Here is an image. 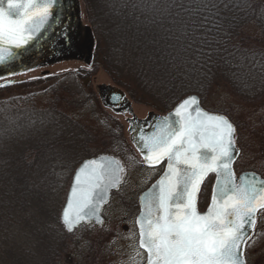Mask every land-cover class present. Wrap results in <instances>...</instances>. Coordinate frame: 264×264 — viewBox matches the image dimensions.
<instances>
[{
  "label": "trees",
  "instance_id": "16d2710c",
  "mask_svg": "<svg viewBox=\"0 0 264 264\" xmlns=\"http://www.w3.org/2000/svg\"><path fill=\"white\" fill-rule=\"evenodd\" d=\"M82 3L95 37L92 67L73 72L71 79H90L101 68L132 100L161 110L193 93L203 101L220 86L229 88L243 101H264V59L260 56L264 52V1L228 0L229 8L223 12L228 18L226 27L232 26L231 44L257 53L239 78L233 75L235 69L223 61L217 60L210 71L190 61L181 51L182 41L175 38L179 32L168 31L172 27L168 21L177 12L184 18L189 15L177 5L195 7L194 0ZM165 9L172 15H162ZM249 25H256L260 34L246 33ZM30 83L25 81L18 87L31 89ZM57 85L55 82L51 87L53 92H58ZM29 98L30 93L0 98V255L2 260H11L3 264H38L36 248L40 246L42 264H63L72 233L61 226L57 215L50 213L47 203L58 194L66 195L74 170H64L83 156L84 152L77 151L84 149L80 144L84 137L54 106L48 108L54 113L44 115V119L40 115L43 110L23 106L21 103ZM38 207L40 212H34Z\"/></svg>",
  "mask_w": 264,
  "mask_h": 264
},
{
  "label": "snow or ice",
  "instance_id": "6c2138e0",
  "mask_svg": "<svg viewBox=\"0 0 264 264\" xmlns=\"http://www.w3.org/2000/svg\"><path fill=\"white\" fill-rule=\"evenodd\" d=\"M194 2L195 7L177 5L189 15L184 18L177 12L168 21L172 25L168 31L179 32L175 38L182 41L181 51L190 61L208 71L217 60L223 61L239 78L257 53L231 44L232 26L226 27L228 18L223 14L228 0ZM55 3L0 0V45H26L47 23ZM162 15L172 14L165 9ZM260 56L264 59V52ZM4 59L0 54V63ZM156 129L141 137L149 165L167 160L163 178L142 198L140 244L149 253L148 264H246L243 251L250 238L246 225L254 228L255 213L264 209V181L245 176L237 183L232 167L238 151L235 125L223 114L203 110L199 97L192 95L163 117ZM123 172L120 162L108 157L89 160L78 170L63 213L69 231L80 221L99 218L100 205L111 188L119 187ZM210 173L217 175L215 191L208 210L201 213L197 196Z\"/></svg>",
  "mask_w": 264,
  "mask_h": 264
},
{
  "label": "rangeland",
  "instance_id": "374dc122",
  "mask_svg": "<svg viewBox=\"0 0 264 264\" xmlns=\"http://www.w3.org/2000/svg\"><path fill=\"white\" fill-rule=\"evenodd\" d=\"M79 1L82 24L89 25V20H87L83 10L82 0ZM259 31L256 25H249L248 28H245L246 33L255 36L260 34ZM91 65L92 63L87 64L85 61L71 58L50 65H43L19 76L24 81H31V89H24V86H14L4 88V92H0V98L3 99L30 93L28 101L21 104L43 110L40 114L42 119H44V115L54 113L48 109L51 106L64 113L65 117L70 118L69 121L74 123V128L79 130L84 137L80 140L81 147L84 149L77 151V154L84 153L77 163L67 164L68 166L64 171H68L71 167L74 170L83 159L99 153L112 155L122 153L119 144L113 143L115 136L119 135L115 132L116 129L119 130L118 124L122 126L123 136L129 142L128 123L125 121L127 115H118L102 105L96 91V85H116L110 76L101 68H97L90 79L74 78L73 80L69 76L80 69H91ZM37 79L40 80L37 81ZM55 82L58 83L55 87L58 92H53L54 90L51 89ZM74 98L75 100H73ZM128 100L131 101L132 110L138 118L146 117L151 110L155 111L148 104L138 103L132 98ZM75 102H79V104ZM203 105L209 110L227 114L233 121L236 127V146L241 151L235 166L237 172L255 170L264 176V101H243L234 95L229 88L220 86L205 97ZM65 120L67 119L65 118ZM127 176L129 179L128 193L131 194V198H136L134 186H144L150 175L144 169L132 165L128 167ZM126 192L125 190L124 193ZM129 194L127 197H130ZM58 195V197L52 198L47 205L50 213L54 217L57 215L56 217L61 224L59 216L65 196L63 193ZM122 200L123 198L119 194L112 198L110 205L103 214L108 219L103 226L81 225L72 233L71 239L67 241L69 248L65 250L62 256L63 264H144V254L136 244L132 210H128ZM38 209L34 212H40V207ZM257 217L254 234L248 240L247 248H245L248 264H264V212ZM61 226L63 225L61 224ZM36 242L39 244L40 241L37 239ZM39 248L40 246L36 248L38 254L36 259L38 264H42L43 258ZM0 258L2 260V255ZM10 261L9 258L5 260L3 258L1 263Z\"/></svg>",
  "mask_w": 264,
  "mask_h": 264
},
{
  "label": "flooded vegetation",
  "instance_id": "af4514ba",
  "mask_svg": "<svg viewBox=\"0 0 264 264\" xmlns=\"http://www.w3.org/2000/svg\"><path fill=\"white\" fill-rule=\"evenodd\" d=\"M65 2H66L65 0H56L54 7L55 8L57 7L56 10L58 9L59 5L62 6V8L66 7V6L68 7V5L70 7V2H68V4ZM56 10H54V11L51 10V15H50L47 23L45 25H43L42 28H40L38 30V34L33 38V40L31 41V43L29 44L28 47H26V45H23L22 47H19V48L15 47V46L11 47L10 45H1L0 46V54H2L5 57L3 63H0V84L7 82V81H13L12 84L7 85L5 87L3 86L4 88H10V87L12 88L14 86H18L21 83H24L25 81L23 80V78L19 77L23 73L34 70L36 68H40L43 65L45 66V65H50V64L56 63V62L64 61V60H54V61L50 60L48 62L46 61L43 64L39 63L37 65H34L28 69L25 68L26 67L25 63H26V58H27V54H26L27 50H30L32 47L36 46L35 42L37 40L41 39L43 32L45 33L44 34L45 37L48 36L49 38L52 37L54 39V41H53L54 45L50 47V53L47 54L46 57H48L50 59H54L53 57H56L55 55H57L58 52L66 51L65 49L62 48L63 44H58V41H60V40L63 41L64 36L66 34H73L74 33L75 29H73V26H74L75 22L73 20L74 18L71 17V14L68 10L65 11V14L61 11L60 15L58 14L57 16L55 15L57 13ZM58 17H59V19L61 17V20L63 21V24L61 26H60V23L62 21L60 20V22H59L56 19ZM59 27H63V29L66 28L67 32H65V34H63V35L60 34L61 36L58 35L59 33H55V32H58ZM83 29L84 28H82L80 41H83V39L85 37ZM70 30H72L73 32ZM46 31H48V32H46ZM59 36H60V38H59ZM74 40H75V37L69 36V42L74 43L75 42ZM73 43H71V44H73ZM71 44H70V46H71ZM86 45H87V43H86ZM86 45H85V47H86ZM76 48H74V50L72 48V50H70V51L76 52V53L80 52L82 54L85 52L84 47H82V48L76 47ZM9 50L11 51V55H9ZM78 60L84 62V59H78ZM85 63H87V62L85 61ZM3 87H0V88H3ZM96 89H97L96 91L98 92L97 94H98V97H99L102 105L111 109V111L115 112L118 115H127V117L125 118V121L128 123V134H129V142H127L123 136L124 134L122 131L123 130L122 126L118 124L119 130L116 129L115 132H116V134H119V135L115 136V138L113 139V143L119 144L120 152H122V153H119L117 155L113 154V156L121 163V165L124 168V172L121 174L122 175V181H121L119 187H117L111 191L110 200L104 206L102 213L104 214L105 209L110 205L112 198L116 194H119L120 196H122V198H123L122 203L124 205L126 204V207H128V210H132V213H133V223L135 226L134 232L136 234V240H137L136 244H138L140 235H139V227H138V224L136 222H137L138 216L140 214L139 212H141L140 197H141V195L144 194L145 191H148L149 189H151L153 187V185L158 180H161L163 178L166 170H167V160L166 159L163 162H161L160 164H157L155 166L149 165L145 161L144 155L147 154V151L146 150L144 152L141 151V147L143 144V140L141 139V137L151 135L153 132H155L157 130L156 125L160 123V120L164 116H166L168 114V112H170L173 109V107H175V105L180 100L178 102H176L172 107H170L166 110H161V109H158V108H155L154 106H152V109H155V111L151 110L148 112L146 117H139L138 118L137 114L134 113V111L132 110L133 109L132 105H131V109H127V105L120 103L121 101H114V100H112V102H109L110 105L105 104L104 99L101 96L100 91H99L100 90L99 85H96ZM128 99H130V98H128ZM200 103L203 107H205L203 105V101H200ZM145 120H148V121L143 122ZM236 145H237V142H236ZM236 147L239 150V156L236 159V161L234 162V164L232 165V167H233V171L235 173V178L237 180V183L241 182L239 180L238 176H240L243 172H246V171L255 172L258 174V176H260L261 178L264 179V176H262L261 173L255 171V170H243L241 172H237V169L235 166H236L237 160L240 157L241 151H240L238 146H236ZM95 156H97V155H95ZM132 165L135 167L138 166V167L144 169L150 175L147 183L144 186L143 185L139 186V187H138V185L134 186L136 198H131V194L128 193L129 192L128 191V189H129L128 188V185H129L128 180L129 179L127 176L128 175V167H131ZM75 169L72 172V174H70L71 177H70V181L68 184L67 192L70 188V184H71ZM216 177H217V175L215 173H210L205 178L204 183L200 186V192L198 193V196H197V208L201 213H205L211 204V199H212V196H213L214 191H215L214 187H215V184L217 181ZM131 184H132V182H131ZM125 190L127 191L126 193H124ZM136 192H137V194H136ZM128 194L130 195V197H127ZM66 195H67V193H66ZM262 212H264V209H260L256 212V222H255L254 227H256V224H257V219H258L257 216H259ZM107 220L108 219L105 216V221L103 222V224H105L107 222ZM103 224H96L94 222H86V223H83L81 225L103 226ZM254 231H255V228H253V232H252L250 237H252V235L254 234ZM248 240H247V242H248ZM138 247L141 250L142 254H144V257H145L144 264H146V263L148 264V254H147L148 252H146L143 248H141L139 244H138ZM245 248H247V246ZM245 248L243 251V255H244V259L246 260L247 258L245 256V254H246ZM246 263H247V260H246Z\"/></svg>",
  "mask_w": 264,
  "mask_h": 264
},
{
  "label": "water",
  "instance_id": "95a60500",
  "mask_svg": "<svg viewBox=\"0 0 264 264\" xmlns=\"http://www.w3.org/2000/svg\"><path fill=\"white\" fill-rule=\"evenodd\" d=\"M66 2L65 3H67L68 4V2H70V7H69V5H68V7L66 6V7H63L62 8V6H60L59 5V7H58V9L56 10V8L53 6V8L51 9L52 11H54V10H56L57 11V13L55 14L56 16L59 14L60 15V13H61V11L65 14V11L66 10H68L69 12H70V14H71V17H73L74 19V22H75V24H74V26H73V29H75L74 30V33L73 34H66L65 36H64V40L62 41V40H60V41H58V44H63L62 45V48L63 49H65L66 51H63V52H58L57 53V55H55L56 57H53L54 59H50V58H48V57H46L47 56V54H49L50 53V47L51 46H53L54 44H53V41H54V39L51 37V38H49L48 36L47 37H45L44 36V32L42 33L43 35L41 36V39L40 40H37L35 43H36V46L35 47H32L30 50H27V58H26V69H28V68H30V67H32V66H34V65H37V64H43V63H45L46 61L48 62V61H50V60H64V59H84V61H86L87 62V64H90L91 63V61L90 60H92V58H93V48H94V43H95V38H94V35H93V31L91 30V27L89 26V25H86V26H84L83 27V25H82V16H81V5H80V1L79 0H65ZM50 10V11H51ZM59 22H60V20H61V17H60V19H59V17L58 18H56ZM62 21V20H61ZM63 24V21L60 23V26ZM82 28H84L83 30H84V34H85V37H84V39H83V41H80L81 40V32H82ZM70 31H72V30H70ZM46 32H48V31H46ZM65 32H67L66 31V28H64L63 29V27H59V29H58V32H55V33H59L58 35H63V34H65ZM73 32V31H72ZM38 34V31L37 32H35L34 34H33V38L36 36ZM60 35V36H61ZM60 36H59V38H60ZM69 36L70 37H75V42L73 43V42H69ZM33 38L31 39V40H29L28 41V43L26 44V47H28L29 46V44L31 43V41L33 40ZM58 38V39H59ZM71 43H73V44H71ZM86 43H87V45H86ZM70 44H71V46H70ZM85 45H86V47H85ZM1 46V45H0ZM11 47H14V45H10ZM76 47H78V48H82V47H84L85 48V52L82 54V53H80V52H71L70 50H72V48H73V50H74V48H76ZM77 49V48H76ZM13 83V81H7V82H4V83H2V84H0V86H7V85H10V84H12ZM99 91H100V94H101V96L103 97V99H104V102H105V104H108V105H110V103L109 102H112V100H114V101H121L120 103H123V104H125V105H127V109H131V102L128 100V98L126 97V94H125V92L123 91V90H121L119 87H117L116 88V86H112V85H107V84H100L99 85ZM192 95H196V96H198L197 94H190V95H188V96H192ZM188 96H185L184 98H182L176 105H175V107H173V109L170 111V112H168V114L166 115V116H164V117H167V116H169V114L170 113H173L174 112V110H175V108L177 107V105L182 101V100H184L185 98H187ZM199 97V99H200V96H198ZM130 107V108H129ZM200 107L203 109V110H205V111H208V110H206V109H204L203 107H202V105H201V103H200ZM209 113H210V111H208ZM210 114H222V113H219V112H211ZM224 115V114H223ZM146 121H148V120H145V121H143V122H146ZM236 145V144H235ZM236 147V146H235ZM236 149L238 150V148L236 147ZM146 155V154H145ZM145 155H144V157H145ZM238 156H239V150L236 152V153H234V162L236 161V159L238 158ZM101 157H108V158H114L115 160H117L114 156H112V155H109V154H102V155H100L99 154V156H97V157H92V158H87V159H85V160H83L81 163H79V166L76 168V170H75V172H74V174H73V178H72V181H71V184H70V188H69V190H68V193H67V195H66V200H65V203H64V205H62L63 207H62V209H61V214H60V220H61V222L63 223V227L65 228V230L67 231V232H74V230L81 224V223H86V222H94V223H96V224H103V222L105 221V217L102 215V211H103V208H104V206L106 205V203H108L109 202V200H110V193H111V191L113 190V189H115V188H111L110 190H109V192H108V195H107V198H106V200H105V202L104 203H102L101 205H100V207H99V210H98V217L99 218H97L96 216H93V217H91V218H89V219H86V220H83V221H80L74 228H73V230L72 231H69L68 230V228H67V226L65 225V223H64V221H63V213H64V211L66 210V208H67V204L69 203V201L71 200V191H72V188H73V186H74V183H75V180H74V178H75V176L78 174V170L87 162V161H89V160H93V159H99V158H101ZM118 161V160H117ZM146 161V160H145ZM234 162H233V164H234ZM121 164V163H120ZM122 174V173H121ZM245 176H247L249 179H255L256 181H264V179L263 178H261L260 176H258V174L257 173H255V172H252V171H246V172H243L240 176H238L239 177V180L240 181H242V178L243 177H245ZM217 178V177H216ZM160 180H158L154 185H157L158 184V182H159ZM153 185V186H154ZM215 186H216V184H215ZM117 188V187H116ZM215 188V187H214ZM151 189H153V187L151 188ZM151 189H149V190H151ZM149 190L148 191H145L144 192V194L143 195H141V197H140V203H141V212H139L140 214H139V216H138V220H137V224H138V227H139V235H140V224H139V220H140V217L142 216V214L144 213V207H143V197H144V195L146 194V193H148L149 192ZM255 219H256V213H255ZM246 228H247V231L249 232V234H250V236H251V234H252V232H253V228H250V227H248L247 225H246ZM140 240H141V235H140V238H139V245H140V247H141V244H140ZM142 248V247H141ZM146 252H148L147 251V249L146 248H143ZM148 254V257H149V253H147ZM147 264V263H146ZM247 264V263H246Z\"/></svg>",
  "mask_w": 264,
  "mask_h": 264
}]
</instances>
